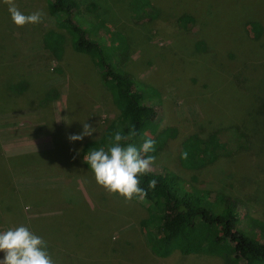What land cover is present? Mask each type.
<instances>
[{
    "label": "rangeland",
    "instance_id": "1",
    "mask_svg": "<svg viewBox=\"0 0 264 264\" xmlns=\"http://www.w3.org/2000/svg\"><path fill=\"white\" fill-rule=\"evenodd\" d=\"M78 1L81 13L72 19L155 108L157 129L149 135L178 131L162 138L151 172L174 173L178 191L211 204L217 194L240 199L237 227L244 233L249 219L264 222V33L254 39L247 28L259 22L264 29V0ZM14 2L43 19L18 28L0 0V232L28 227L47 242L55 264H226L210 255L156 256L142 228L145 202L97 186L84 148L118 117L111 94L88 55L68 41L62 58L43 46L48 32L66 29L47 0ZM183 16L190 25L179 21ZM18 81L21 94L14 92ZM86 122L97 129L93 135L70 141ZM229 129L246 137L244 146L197 169L183 165L189 136L221 141ZM30 154H37L32 162Z\"/></svg>",
    "mask_w": 264,
    "mask_h": 264
},
{
    "label": "trees",
    "instance_id": "2",
    "mask_svg": "<svg viewBox=\"0 0 264 264\" xmlns=\"http://www.w3.org/2000/svg\"><path fill=\"white\" fill-rule=\"evenodd\" d=\"M47 2L50 14L59 24L64 23L66 29L65 34L48 32L42 39L43 46L57 58H62L68 41L74 51L88 55L101 74L104 87L111 94L113 104L119 112L118 117L105 129L99 140L89 141L85 145L84 155L93 148L107 149L109 139L116 131L127 135L135 129L137 134L127 143L137 144L136 147L139 148L146 139H154L156 151L149 155L156 156L165 139L175 138L178 131L167 129L166 133L150 136L149 132L157 129L154 128L155 108L142 103V96L134 88L132 75L117 71L110 64L111 60L102 45L90 39L86 31L72 19L73 14L81 13L79 1L47 0ZM191 20L192 18L188 16L179 19L180 22L187 21L188 25ZM187 24L186 27H189ZM247 28L249 35L254 39H259L264 33L259 22H251ZM105 31L99 29L98 36L103 37ZM24 87V82L15 83V94H21ZM230 132L231 129L227 130V135H222L221 141H208L197 135L189 136L183 142L181 162L187 168L197 169L201 161L212 163L219 155L227 153V150L239 149L245 145L244 135L240 132L238 135ZM184 152H187L186 159L182 158ZM36 155L27 156L32 162ZM28 163L29 161L27 165ZM85 165L90 169L87 163ZM139 179L140 186L147 191V195L134 201L141 200L148 208V218L142 221V228L146 244L156 256L168 258L174 252H179L183 256L192 254L217 256L224 259L226 264H264V222L252 218L249 219L252 223L249 233L238 229L240 221L238 215L242 208L240 199L217 194L214 203L205 202L202 196L197 195L198 193L178 191L175 187L176 175L167 170L161 173L150 172ZM153 179L157 184L154 189H150L148 181ZM13 221L15 222V217ZM219 227L223 230L222 234ZM256 230L262 234L263 241L256 236Z\"/></svg>",
    "mask_w": 264,
    "mask_h": 264
},
{
    "label": "clouds",
    "instance_id": "3",
    "mask_svg": "<svg viewBox=\"0 0 264 264\" xmlns=\"http://www.w3.org/2000/svg\"><path fill=\"white\" fill-rule=\"evenodd\" d=\"M3 2L8 6L11 20L16 27L22 28L42 22V12L35 11L25 15L14 0ZM96 130L87 122L83 123V132L70 135L69 140L82 141L84 137L92 136ZM136 134L135 129L127 135L116 131L110 137L107 149L93 148L84 157L97 186L109 195H118L127 202L136 198L143 199L147 195V191L140 186L139 177L150 173L156 160L154 155H149L156 151L154 139H146L139 148L127 143ZM182 158H187V152L182 153ZM156 184L154 179L148 181L150 189H154ZM0 252L5 254L4 258L0 259V264H55L48 251L47 242L23 225L0 232Z\"/></svg>",
    "mask_w": 264,
    "mask_h": 264
}]
</instances>
